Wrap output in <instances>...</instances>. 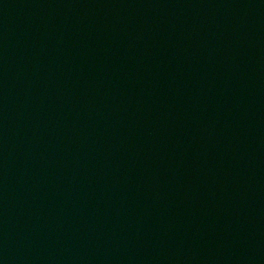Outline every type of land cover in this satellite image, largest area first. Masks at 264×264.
<instances>
[{
  "label": "water",
  "instance_id": "obj_1",
  "mask_svg": "<svg viewBox=\"0 0 264 264\" xmlns=\"http://www.w3.org/2000/svg\"><path fill=\"white\" fill-rule=\"evenodd\" d=\"M0 264H264V0H0Z\"/></svg>",
  "mask_w": 264,
  "mask_h": 264
}]
</instances>
